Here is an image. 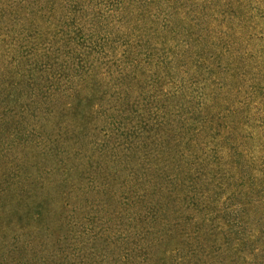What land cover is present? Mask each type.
<instances>
[{
    "label": "trees",
    "instance_id": "1",
    "mask_svg": "<svg viewBox=\"0 0 264 264\" xmlns=\"http://www.w3.org/2000/svg\"><path fill=\"white\" fill-rule=\"evenodd\" d=\"M260 45L264 0H0V72L17 70L33 129L63 125L37 152L54 184L99 159L134 171L141 208L186 205L172 222L155 204L123 264H264V146L244 111L264 78ZM230 188L239 215L218 225L208 201Z\"/></svg>",
    "mask_w": 264,
    "mask_h": 264
},
{
    "label": "rangeland",
    "instance_id": "2",
    "mask_svg": "<svg viewBox=\"0 0 264 264\" xmlns=\"http://www.w3.org/2000/svg\"><path fill=\"white\" fill-rule=\"evenodd\" d=\"M257 48L264 52V45ZM16 71L12 67L0 72V264H123L122 256L134 261L136 250L140 252L136 246L142 237L152 233L150 228L157 218L153 214L155 204L167 206L165 215L169 217L164 220L173 222L179 215L182 219L188 216L184 203L165 202L160 196L141 208L143 193L134 171L115 172L99 159L96 170L80 168L71 176L75 180L54 184L62 177L60 172L54 170L53 162L39 161L37 152L49 154V148L54 150L50 142L63 125L53 116L33 129L32 122L26 119L29 109L23 107L30 101L29 92ZM263 80L254 83H259L257 92L244 109L248 113L246 131L262 147ZM242 97L245 99V94ZM102 133L99 130V135L87 140L100 139ZM57 145L62 155L74 151L61 141ZM89 145L82 146L86 149ZM108 164L112 166V162ZM237 196L230 188L219 190L216 200L208 201L209 207L217 208L218 225L238 218L239 214L232 211Z\"/></svg>",
    "mask_w": 264,
    "mask_h": 264
}]
</instances>
